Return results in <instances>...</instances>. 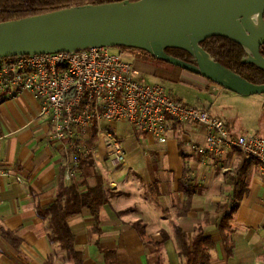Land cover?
Masks as SVG:
<instances>
[{"label":"crops","instance_id":"0c3cea01","mask_svg":"<svg viewBox=\"0 0 264 264\" xmlns=\"http://www.w3.org/2000/svg\"><path fill=\"white\" fill-rule=\"evenodd\" d=\"M128 58L139 71L138 79L148 75L164 87L171 83L174 89H165L172 98L207 109L233 134L264 137V93L237 94L185 70L177 73L178 81L164 80L155 76L156 66L166 71L171 67L140 63L132 52ZM39 109L30 92L0 104V264H70L66 252L48 240V221L37 207L51 205L60 184L78 182V174L66 178L67 146L50 137ZM103 125L121 140L125 163L111 168L94 128L91 157L109 193L97 229L86 207L68 220L75 248L84 254L82 264H106L105 250L114 252L116 264H182L176 228L188 240L199 231L208 238L202 248L210 250V264H264V172L255 161L234 149L221 156L192 150V144L205 140L204 128L195 123L170 120L164 142L126 122ZM95 183L94 177H87L88 186ZM185 189L193 192L181 214ZM238 194L226 231L232 244L228 254L219 222Z\"/></svg>","mask_w":264,"mask_h":264},{"label":"built area","instance_id":"2783aa9c","mask_svg":"<svg viewBox=\"0 0 264 264\" xmlns=\"http://www.w3.org/2000/svg\"><path fill=\"white\" fill-rule=\"evenodd\" d=\"M110 48L0 57V104L22 92L32 94L50 126V137L67 146L66 178L77 174L78 153H93L83 144L91 128H96L111 168L124 165L121 140L103 125L110 121L131 124L160 142L166 140L170 120L195 123L204 128L205 140L192 144V150L221 156L234 149L264 172V137L231 133L207 109L172 98L162 83L138 79L128 48Z\"/></svg>","mask_w":264,"mask_h":264},{"label":"water","instance_id":"95a60500","mask_svg":"<svg viewBox=\"0 0 264 264\" xmlns=\"http://www.w3.org/2000/svg\"><path fill=\"white\" fill-rule=\"evenodd\" d=\"M228 38L246 49L243 60L264 71V0H123L86 4L0 22V57L72 52L95 46L136 48L241 95L264 93L214 61L199 43ZM166 48L189 53L194 62Z\"/></svg>","mask_w":264,"mask_h":264},{"label":"trees","instance_id":"16d2710c","mask_svg":"<svg viewBox=\"0 0 264 264\" xmlns=\"http://www.w3.org/2000/svg\"><path fill=\"white\" fill-rule=\"evenodd\" d=\"M123 0H0V22L19 19L27 16L42 14L63 8L82 6L86 4H101L107 2H118ZM134 1V0H130ZM199 45L209 54V56L222 66L238 74L248 82L253 84L264 83V71L259 69L253 63H247L243 60L247 56L246 49L240 44L220 36L209 37L199 43ZM133 54L155 59L157 64L171 67L166 71L162 67L156 66L155 76L169 81H178L181 68L168 64L165 61L154 58L148 52L128 48ZM260 54L264 57V43L260 46ZM165 52L173 57L186 62H194L193 57L184 50L177 48H166ZM95 129L88 130L83 144L90 149L95 140ZM78 166L76 172L78 182H71L69 185L60 184L56 193L55 201L47 208L37 207V213L48 221V240L50 243L57 244L60 249L66 252L70 264H82L84 254L77 250L74 245V235L68 225V220L80 213L83 207L89 209L90 214L95 220V229H97L99 211L102 205L107 201L108 193L102 186L100 175L95 171L93 160L90 152L78 153ZM94 177L96 183L94 186L86 184L87 177ZM84 186V190H79ZM181 186V182H180ZM187 198L184 203L181 214H184L189 207V197L192 194L190 190L185 189ZM240 195H234L232 200L231 211L225 213L219 222V230L224 241V246L228 254L231 251L232 244H228L227 229L229 219L236 208V203ZM139 232H143L139 223H134ZM166 237V236H164ZM175 242L182 264H210L211 252L209 249L202 248V245L208 241L199 231L188 240L186 234L180 229H175ZM106 264H116L115 254L113 251H103Z\"/></svg>","mask_w":264,"mask_h":264},{"label":"rangeland","instance_id":"374dc122","mask_svg":"<svg viewBox=\"0 0 264 264\" xmlns=\"http://www.w3.org/2000/svg\"><path fill=\"white\" fill-rule=\"evenodd\" d=\"M115 50H116L115 47H111V48H110V51H111V52H114ZM129 52H130V50H129ZM128 59H129V58H128ZM129 60H131V59H129ZM137 61L140 62V63L146 64V65H152V64H154V63H157V61H156L155 59H151V58H149V57H147V56H145L144 54H141V53H140V55H137ZM138 76H139V71L137 70V75H136V77L139 78ZM144 78H145L146 80H142V81H144L145 83H154V82H152V81L154 80L153 77H149L148 75H144ZM140 80H141V79H140ZM167 84H169V85H166V84H165V87H166V88L171 87L172 89H174V88H173V85H172L171 83H167ZM174 84H175V86H176L177 88H179V89H184L183 86H185V85L182 84L181 82H175Z\"/></svg>","mask_w":264,"mask_h":264}]
</instances>
